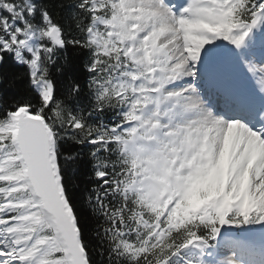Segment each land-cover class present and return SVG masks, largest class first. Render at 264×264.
I'll return each mask as SVG.
<instances>
[{"label": "snow or ice", "instance_id": "1", "mask_svg": "<svg viewBox=\"0 0 264 264\" xmlns=\"http://www.w3.org/2000/svg\"><path fill=\"white\" fill-rule=\"evenodd\" d=\"M0 264H264V0H0Z\"/></svg>", "mask_w": 264, "mask_h": 264}, {"label": "bare ground", "instance_id": "2", "mask_svg": "<svg viewBox=\"0 0 264 264\" xmlns=\"http://www.w3.org/2000/svg\"><path fill=\"white\" fill-rule=\"evenodd\" d=\"M226 255H231V254H229V253H226Z\"/></svg>", "mask_w": 264, "mask_h": 264}, {"label": "rangeland", "instance_id": "3", "mask_svg": "<svg viewBox=\"0 0 264 264\" xmlns=\"http://www.w3.org/2000/svg\"><path fill=\"white\" fill-rule=\"evenodd\" d=\"M226 253H229V254H231L230 252H227V250H226Z\"/></svg>", "mask_w": 264, "mask_h": 264}]
</instances>
